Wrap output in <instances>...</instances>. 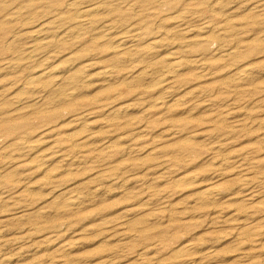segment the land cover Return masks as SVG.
I'll return each instance as SVG.
<instances>
[{"label":"rangeland","instance_id":"obj_1","mask_svg":"<svg viewBox=\"0 0 264 264\" xmlns=\"http://www.w3.org/2000/svg\"><path fill=\"white\" fill-rule=\"evenodd\" d=\"M254 230L264 0H0V264H264Z\"/></svg>","mask_w":264,"mask_h":264},{"label":"bare ground","instance_id":"obj_2","mask_svg":"<svg viewBox=\"0 0 264 264\" xmlns=\"http://www.w3.org/2000/svg\"><path fill=\"white\" fill-rule=\"evenodd\" d=\"M233 1V0H232ZM72 3V2H71ZM80 3V2H79ZM78 3V4H79ZM258 3V2H257ZM6 4V3H5ZM74 4H76V3H74ZM73 4V5H74ZM96 9H97V7H88V8H86V9H84L83 11H81L80 13H79V15H78V18L80 19V20H84V19H86V18H88V17H90L95 11H96ZM74 11V10H73ZM97 12V11H96ZM19 14V13H18ZM95 14V13H94ZM61 15V14H60ZM75 16V15H74ZM179 17V16H178ZM8 18V17H7ZM56 18V17H55ZM5 20V19H4ZM49 23H50V21H49ZM85 23V22H84ZM83 24V23H82ZM75 26V25H74ZM44 27V26H43ZM219 30V29H218ZM188 31V30H187ZM38 32V31H37ZM41 33L43 32V31H40ZM107 32V31H106ZM42 35V34H41ZM139 36V35H138ZM190 37V36H189ZM228 37V36H227ZM36 38V37H35ZM126 39V38H125ZM127 39H129V38H127ZM41 41V40H40ZM120 43V42H119ZM121 45H125V42H123V40H122V42L120 43ZM156 44V43H155ZM51 45V44H50ZM48 46V45H47ZM44 48V47H43ZM42 48V49H43ZM120 48V47H119ZM33 49V48H32ZM233 51V50H232ZM234 52V51H233ZM231 53V52H230ZM231 55V54H230ZM48 56V55H47ZM42 59V58H41ZM183 61V60H182ZM191 62H192V60H190ZM194 63V62H193ZM197 63V62H196ZM200 63V62H199ZM181 62H174L173 64H171V65H168L167 66V69L165 70V71H163L164 72V74L158 79V82H157V84L159 85V84H164V83H167V81H168V79H169V73H171V72H173V71H176V70H179L180 68H181ZM71 68V67H70ZM46 73H48V72H45V73H43L42 75H41V77H43V76H45V74ZM176 73V72H175ZM248 73V72H247ZM37 77V76H36ZM85 77V76H84ZM244 77H246V75H243V74H241L240 76H239V78H244ZM40 78V77H39ZM73 79V78H72ZM31 81H33V80H31ZM155 83V82H154ZM33 84V83H32ZM155 86V85H154ZM157 86V85H156ZM243 86V85H242ZM45 93V92H44ZM3 96V95H2ZM233 104V103H232ZM245 107V106H244ZM122 108V107H121ZM232 116V115H231ZM49 131V130H48ZM84 131V130H83ZM43 137V136H42ZM40 139V138H39ZM76 143V142H75ZM84 143V142H83ZM85 144V143H84ZM82 145V141L81 142H77L76 143V146L78 147V146H81ZM83 146V145H82ZM11 163V162H10ZM242 176V175H241ZM196 178V177H195ZM249 180V178L248 177H246V178H244V180H242V181H244L245 183L247 182ZM115 182V181H114ZM216 184V183H215ZM247 184V183H246ZM216 186V185H215ZM215 186H212V187H210V188H208L206 191H204L203 192V198L205 199V200H207V201H212V202H214L216 199H218V197L220 196V193L218 192V190L216 189L217 187H215ZM246 186V185H245ZM245 186H243V187H245ZM242 189H244V188H242ZM241 189V190H242ZM251 190V189H250ZM202 194V193H201ZM202 196V195H201ZM256 195L255 194H253V192H248V193H246L245 194V200H247V201H250V200H253L254 199V197H255ZM259 197V196H258ZM79 200H80V197H72V198H70L69 200H68V205L69 206H76V205H79ZM244 200V201H245ZM66 205V204H65ZM68 208V207H67ZM177 213V212H176ZM24 214V213H23ZM41 216V215H40ZM3 223V222H2ZM1 223V224H2ZM243 232V231H242ZM264 232V231H263ZM263 232L262 231H260V230H254V231H252L248 236L250 237V240H252V241H254V240H259L260 238H262V235H263ZM228 233V232H227ZM238 235V234H237ZM264 236V235H263ZM242 243H240V245H241ZM243 245V244H242ZM194 247V246H193ZM203 247V246H202ZM241 248V247H240ZM240 250V252H241V254H242V257L241 258H244V257H248V251L247 250H245L244 249V247L242 248V249H239ZM180 251V250H179ZM232 253V252H231ZM181 256H183V257H185V256H187L186 254H184V255H181ZM178 258H180L179 256H178ZM182 258V257H181ZM7 259V258H6ZM4 260V259H3ZM248 260V259H247ZM243 260H241L240 262H242ZM239 262V263H240ZM244 263L246 262L247 263V261H243ZM245 263V264H246ZM243 264V263H242Z\"/></svg>","mask_w":264,"mask_h":264}]
</instances>
